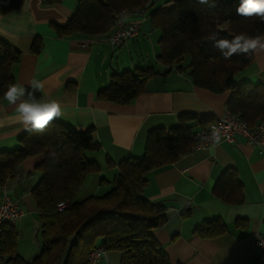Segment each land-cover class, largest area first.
<instances>
[{
	"label": "trees",
	"instance_id": "1",
	"mask_svg": "<svg viewBox=\"0 0 264 264\" xmlns=\"http://www.w3.org/2000/svg\"><path fill=\"white\" fill-rule=\"evenodd\" d=\"M24 2L0 0V13L17 10ZM239 3L240 0H78L67 23L53 27L60 36L108 38L116 27L124 24L121 12L144 8L151 29L160 32L156 58L165 70L150 65L136 67V71L125 68L113 72L107 86L97 92L98 99L130 103L145 90L149 77L174 69L213 92L230 91L227 108L254 127L264 123V83L235 80L236 74L254 61V54L225 59L209 38L213 33L227 39L242 33L264 35V21L238 15ZM41 47L42 41L37 38L32 50L39 52ZM20 60L21 51L0 37V98L10 83H17L13 69ZM26 88L31 91V87ZM35 95L42 96L40 91ZM215 119L211 115L182 113L175 126L148 131L142 156L129 155L116 162L106 155L105 164L118 170L110 182L112 187L80 201L76 198L85 179L102 168L101 163L86 155L87 151L102 148L95 137V128L82 129L52 121L43 131L27 130L18 137L20 148L0 152V186L8 178L23 173L26 159L44 155L37 165L40 178L31 191L38 212L41 249L31 257L18 254L16 227L2 223L3 264H89L91 251L98 247L118 250L120 264H172L154 235L155 229L167 219V205L145 195L149 173L191 152L192 135ZM101 181L104 183L105 178ZM214 192L229 203L244 202L243 184L234 168L222 172ZM225 229V224L215 218L197 225L194 232L210 238Z\"/></svg>",
	"mask_w": 264,
	"mask_h": 264
},
{
	"label": "crops",
	"instance_id": "2",
	"mask_svg": "<svg viewBox=\"0 0 264 264\" xmlns=\"http://www.w3.org/2000/svg\"><path fill=\"white\" fill-rule=\"evenodd\" d=\"M77 1L25 0L21 8L0 13V37L21 51V60L13 69L17 83L30 87L32 81H38L43 84L41 98L56 99L61 104L63 115L54 121L82 129L95 128L102 147L98 151L104 154L102 168L87 176L77 194L80 201L112 187L110 182L118 170L105 164L106 155L116 162L129 155L142 156L148 131L175 126L182 113L215 118L223 115L230 91L213 92L172 69L149 77L145 90L130 103L101 101L97 92L109 82L115 47L107 36L93 37L92 42L84 35L60 36L53 27L67 23ZM133 19L127 13L123 23ZM37 38L42 47L34 52L32 45ZM134 41L139 43L138 38ZM253 54L254 61L236 74L237 82L264 83V50ZM158 69L163 71L165 67L160 65ZM16 115L14 106L0 98V119L9 121L0 127V152L22 145L18 137L27 130L14 120ZM43 158L37 155L26 159L23 173L0 186V199L8 193L23 210L21 220L14 226L18 231L17 253L24 257L41 249L38 212L31 191L40 178L37 165ZM104 167L113 170L110 178L105 176ZM229 168L236 170L243 184L242 203H229L214 192L217 179ZM108 181L110 184H106ZM144 192L149 199L167 205V219L154 235L172 264H256L255 240L264 235V145H251L238 135L234 142L192 150L174 163L152 170ZM215 218L225 224L222 234L202 238L194 232L197 225ZM26 226H30L33 237L29 249L21 243ZM109 255L105 258L110 264Z\"/></svg>",
	"mask_w": 264,
	"mask_h": 264
},
{
	"label": "clouds",
	"instance_id": "3",
	"mask_svg": "<svg viewBox=\"0 0 264 264\" xmlns=\"http://www.w3.org/2000/svg\"><path fill=\"white\" fill-rule=\"evenodd\" d=\"M236 11L238 15L248 18L255 16L264 21V0H240ZM209 38L225 59H230L233 55H251L253 52L264 50V35L260 34L252 36L242 33L227 39L219 38L218 33H213ZM30 87L31 91L22 84L10 83L3 99L10 106H14L17 114L14 120L22 123L25 130L43 131L52 121L63 115L62 106L56 99L45 100L36 97L35 92L43 90V84L40 82L32 81ZM8 122L0 119V127ZM213 138L219 143V136L215 131Z\"/></svg>",
	"mask_w": 264,
	"mask_h": 264
},
{
	"label": "built area",
	"instance_id": "4",
	"mask_svg": "<svg viewBox=\"0 0 264 264\" xmlns=\"http://www.w3.org/2000/svg\"><path fill=\"white\" fill-rule=\"evenodd\" d=\"M147 10L144 8L133 9L130 11L124 10L121 16L130 13L134 19L131 22L118 26L108 36L107 40L112 45L126 43L131 37L138 35L141 26L144 24ZM91 38V41H95ZM86 44V43H85ZM84 45V43H83ZM219 136V143L234 142L238 135H243L247 142L251 145H264V123L254 127L248 125L236 117L228 108L225 113L217 117L208 126L198 129L193 135L194 140L192 150H197L206 146L216 145L213 138V133ZM23 210L20 208L16 200L11 198L8 193H5L0 199V224L10 223L17 225L21 220ZM255 245L258 248L256 264H264V235H259L255 240ZM105 250L102 247L95 248L90 253L89 264H101Z\"/></svg>",
	"mask_w": 264,
	"mask_h": 264
},
{
	"label": "rangeland",
	"instance_id": "5",
	"mask_svg": "<svg viewBox=\"0 0 264 264\" xmlns=\"http://www.w3.org/2000/svg\"><path fill=\"white\" fill-rule=\"evenodd\" d=\"M159 36L160 32L151 29L150 21L148 18H146L145 23L141 27V33L139 35L131 37L128 41L129 43L127 42L128 45H124L123 47H115L116 54L113 57V72H122L124 68L135 70L136 67H147L150 65L154 66L155 69H158L160 64L157 62L156 53L159 50L157 43ZM136 38H138V44L134 41ZM117 64H121V67L117 68ZM86 155L90 160H98L100 163L103 162L104 154L100 151H87ZM104 170L105 176L110 178L112 175L111 172H113V170L108 171L107 167H104ZM30 234V226H26L21 241V243L24 244L22 245L24 249H29L32 247L33 237L32 234ZM108 253L110 254V264H120V252L118 250L105 251L101 264H109L107 258H105Z\"/></svg>",
	"mask_w": 264,
	"mask_h": 264
}]
</instances>
